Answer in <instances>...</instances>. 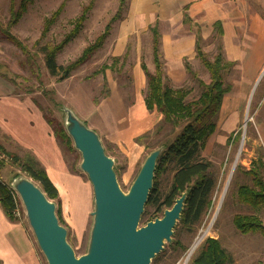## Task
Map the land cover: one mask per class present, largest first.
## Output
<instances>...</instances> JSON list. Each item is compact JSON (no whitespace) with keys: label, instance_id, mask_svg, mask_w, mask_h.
Here are the masks:
<instances>
[{"label":"rangeland","instance_id":"obj_1","mask_svg":"<svg viewBox=\"0 0 264 264\" xmlns=\"http://www.w3.org/2000/svg\"><path fill=\"white\" fill-rule=\"evenodd\" d=\"M18 1L15 0V4ZM205 1L208 6H201L203 10L187 13L190 22L186 24L181 22L182 7L178 21L175 19V8L172 10L170 7L175 6V0H33L26 13L10 29V33L24 47L25 53L0 35V115L11 120L15 116L16 120H23L27 116L22 117L21 114L24 113L21 111L33 109L41 118L44 114L64 128L62 109L71 110L86 126H94L97 130L105 153L115 162L118 185L126 192L151 151L146 146L156 142L166 143L171 131L156 112L145 109L146 118L140 123L139 129L133 130L134 133L128 132L132 128L128 124V117L140 113L138 104L143 101L146 91L141 62L149 71L153 70L149 27L158 23L159 50L167 84L172 89H187V100L198 97V79L204 83L209 82V74L195 55V34L198 33L201 51L209 60L213 59L220 48L224 59L230 61L236 43L237 59H231L235 61V65L225 74V80L232 85V89L223 98L224 104L216 129L201 151V157L211 163L216 181L211 205L192 230L176 226L171 242L165 243L162 251L155 257L156 264H177L185 258V254L199 237L200 241L187 263L191 264L193 254L204 239L209 237L219 240L229 256L230 264H264V236L259 232L239 234L232 224L233 216L238 214L256 217L264 225V207L254 209L239 202L237 198L238 187L251 184L242 172L248 171L251 163L264 152V141L258 133L260 114L264 108V31L253 25L257 21V25L264 26V0H201L202 3ZM161 3H165L168 8L164 13H159ZM9 5L10 0H0L1 25H6L8 21ZM60 6V14L43 35L44 21ZM85 8L86 18L82 28L56 55V63L64 67L73 63L104 32L107 25L110 26L109 34L85 64L71 71L65 80L58 81L48 74L40 48L60 42ZM118 10L121 19L111 21ZM218 19L234 22V25L240 19L243 23L236 29L239 37H232L234 41L230 39L227 47L221 38L219 40L216 37L212 27ZM125 53L128 56L121 67L119 61L114 70L100 72L104 65H111L112 57L122 58ZM172 55L183 57L175 63ZM185 61L196 74L197 80L185 72ZM104 89H109V97L102 99ZM96 99L99 100L97 104L94 102ZM133 123L136 124V121L133 120ZM12 125L15 132L23 128L16 127L13 122ZM155 126L163 127L158 137H153L152 141L150 137L136 142L135 139L139 136L156 130ZM1 130L0 135L3 134L12 142L4 145L8 151L20 154L15 148L28 150ZM0 143L3 144L1 139ZM70 147L69 151L63 150L64 163L69 168L73 165V175L88 183L90 207L83 219L77 221L67 213L65 205L63 210L60 200L52 202L57 204L62 226L67 230V242L76 257H79L85 253L88 241L92 189L86 175L79 169L81 158L72 141ZM39 164L43 167L40 162ZM237 167L240 170L238 172ZM0 172V178L7 184L12 180L11 175L18 173L10 165H5ZM170 176L166 172L156 177L161 192L167 190ZM24 216L18 222L35 243ZM145 223L141 220L139 226ZM172 246L176 248L172 249ZM38 255L41 263L46 264L39 249Z\"/></svg>","mask_w":264,"mask_h":264},{"label":"trees","instance_id":"obj_2","mask_svg":"<svg viewBox=\"0 0 264 264\" xmlns=\"http://www.w3.org/2000/svg\"><path fill=\"white\" fill-rule=\"evenodd\" d=\"M32 2L33 0H19L15 4V0H10L8 21L6 25L0 24V35L7 41L19 46L24 53V47L10 33V29L22 18ZM61 9L60 6L44 21L43 35L53 25ZM119 10L111 18V21L121 19ZM85 15L86 8L74 20L71 30L60 42L55 45L46 44L40 48L48 74L51 77L57 78L58 81L65 80L70 76L71 71L85 64L102 46L109 34L110 26L107 25L104 32L82 51L77 60L65 67L58 65L55 59L56 55L78 35L85 21ZM183 18L184 22H190V19L186 15ZM221 25L222 22L219 20L212 24L215 35L219 40L220 38L222 39L223 35ZM149 32L152 42L151 57L153 70L149 71L144 63L141 62V70L146 79V91L143 102L147 111H154L161 115L162 122L168 125L171 131L168 135L170 138L166 143L156 142L154 145L146 146L149 151L157 147H162L163 150L156 162L152 188L144 205L141 220L148 222L157 216L161 217L163 211L169 209L173 205L174 200L185 192L186 196L183 210L176 226L179 225L187 230H192L201 221V218L210 207L211 198L215 190L216 181L211 171L212 165L209 161L201 157V151L216 129L223 98L231 92L232 85L226 82L225 74L235 64L232 61H226L224 59L220 48L217 54L213 56V59L209 60L207 55L201 51V39L198 33L195 34V55L209 74V82L204 83L199 79L197 80L196 74L190 70L189 64L185 61L183 63L185 72L188 73L189 77L197 80V85L200 88V93L197 98L187 100L189 94L187 89H172L167 84L159 50L160 34L157 22L149 27ZM126 54L122 58L112 57L111 65H104L100 69V72L104 73L108 69L114 70L119 61L121 67L128 56ZM108 96L109 89H104L102 99ZM94 102L97 104L99 100L96 99ZM42 119L48 126L57 148L60 149L64 162L63 150H71L70 138L62 127V124L56 123L44 114L42 115ZM154 129L153 132L136 138V142H142L150 137L152 141L153 137H158L163 131V127L159 126H155ZM175 132L176 134H174ZM0 136L3 142V144L0 143V156L2 157L0 159V171L5 165L13 166L18 173L11 175L12 179L23 175L35 183L48 200L58 202L57 190L36 157L28 150L25 151L15 148L17 151L19 150L20 154L8 151L4 145L7 142L12 144V142L8 141L9 139L3 134ZM263 159L264 155L262 153L251 163L252 166L248 171L242 172L243 175L249 178L251 184L241 185L237 189L239 202L254 209L260 206L264 207ZM66 168L69 173L75 174L73 165L70 168L66 166ZM238 171L240 170L237 167L236 172ZM166 172L171 175L170 183L167 190L161 192L156 182V177ZM11 189L9 184L3 182L0 178V207L9 220L16 222L13 215L14 202ZM56 208L57 219L62 225L57 204ZM232 224L239 234L246 235L259 232L264 236V225L256 217L237 214L233 216ZM176 246H172V249L176 248ZM151 263L156 264L157 257ZM191 264H230V259L219 240L208 237L204 239L197 251L193 254Z\"/></svg>","mask_w":264,"mask_h":264},{"label":"water","instance_id":"obj_3","mask_svg":"<svg viewBox=\"0 0 264 264\" xmlns=\"http://www.w3.org/2000/svg\"><path fill=\"white\" fill-rule=\"evenodd\" d=\"M62 110L65 132L80 154L79 169L92 189L91 225L85 253L76 257L67 242V230L57 219L56 204L35 183L19 175L9 184L21 201L28 227L45 263L151 264L164 244L171 242L186 196L182 193L161 217L139 226L163 148L157 147L148 153L124 192L116 179L115 162L105 153L98 134L71 110Z\"/></svg>","mask_w":264,"mask_h":264},{"label":"crops","instance_id":"obj_4","mask_svg":"<svg viewBox=\"0 0 264 264\" xmlns=\"http://www.w3.org/2000/svg\"><path fill=\"white\" fill-rule=\"evenodd\" d=\"M166 6L167 5L165 3H161V6L159 7V13L166 12L168 10ZM201 6H204L205 8L208 5H206V1L202 3L201 0H175V6L171 5L170 7L172 10L173 7L175 8L176 21H178L179 19V11L180 7H182L181 22H184V15L190 18L188 16L190 12L196 13L199 10H203ZM219 21L222 22L223 44H225L227 47V43L230 42V39H232V37H234V39L239 37V31L237 32L236 29L239 24L243 25V23H241L240 19L239 23L235 22V25L234 22L228 20L224 22L220 19ZM253 25H255V27L262 28L264 31V26L257 25V21ZM234 39L232 40L234 41ZM236 47L237 44L235 43V47L232 50V60H235L234 57H236L237 59V56L235 55ZM175 48L176 45L174 49ZM171 57L176 63L177 60H181L183 55H172ZM231 59L230 61H232ZM263 67L264 64L262 66V69ZM223 104L224 102L222 103L220 113L222 112ZM138 108L140 110V113H137L138 115L136 114L135 116L131 115L130 117H128V124H130V126L132 127L128 131L129 133L133 132V130H138L140 127V123L146 118L145 106L143 101L139 102ZM21 112L24 113L21 114L22 117L24 115L27 116L26 119L23 118V120H16L15 116L11 120L3 116L1 117L0 115V130L2 129L1 131L3 133L5 132L6 134L10 135L14 140L22 143V146L26 147V149L32 152L36 159L43 165L49 180L57 190L58 198L61 205L63 206V210L65 205L67 213L71 214L75 220L81 221L83 219L84 213H86L90 207L91 199L90 187L88 183H85L86 181L84 182L80 178L78 179V177L68 172L66 165L62 160L59 149L57 148L53 137L50 135L49 128L47 127L41 116L33 109L29 111L28 109H24ZM16 113H18V111ZM158 116H160L161 118V115L158 114ZM260 117L261 122L258 124V133L264 141V108L261 111ZM133 120L136 121V124L133 123ZM12 122L16 127L21 126L23 128L20 130L17 129L16 132L13 131L14 127L12 125ZM90 129L94 130L100 138V135L97 130H95L94 126H90ZM0 264H42L41 259L38 255L37 245L33 242L30 234L26 231L25 228L20 225V223L9 220L4 214L1 207Z\"/></svg>","mask_w":264,"mask_h":264},{"label":"built area","instance_id":"obj_5","mask_svg":"<svg viewBox=\"0 0 264 264\" xmlns=\"http://www.w3.org/2000/svg\"><path fill=\"white\" fill-rule=\"evenodd\" d=\"M2 157L0 156V159H1ZM11 188V187H10ZM12 190V192H11V194H12V199H13V202H14V210H13V215H14V217H15V219H16V222H18L19 220H20V218L22 217V216H24V210H23V206H22V204H21V201H20V199H19V197H18V195L16 194V192L13 190V189H11ZM25 217V216H24ZM19 223V222H18ZM199 237L196 239V241H195V243H194V246L196 245V244H198L199 243ZM194 246H192V248L191 249H189L188 251H187V253L185 254L186 256H185V258L184 259H182L180 262H178L177 264H187L188 263V261H189V257L192 255V253H193V248H194Z\"/></svg>","mask_w":264,"mask_h":264},{"label":"bare ground","instance_id":"obj_6","mask_svg":"<svg viewBox=\"0 0 264 264\" xmlns=\"http://www.w3.org/2000/svg\"><path fill=\"white\" fill-rule=\"evenodd\" d=\"M196 245H197V244H196ZM196 245L194 246V248L196 247ZM194 248H193V249H194Z\"/></svg>","mask_w":264,"mask_h":264}]
</instances>
